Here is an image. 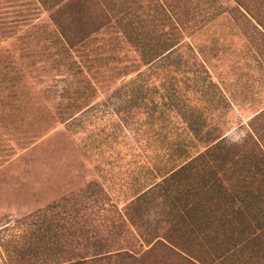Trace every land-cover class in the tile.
Segmentation results:
<instances>
[{"label": "rangeland", "instance_id": "1", "mask_svg": "<svg viewBox=\"0 0 264 264\" xmlns=\"http://www.w3.org/2000/svg\"><path fill=\"white\" fill-rule=\"evenodd\" d=\"M248 1L264 14V1ZM84 2L0 0V264L70 262L78 247L101 238L131 256L85 264H205L207 253L208 262L222 264L213 248L230 236L247 264H264V175L241 162L248 148L264 157L262 27L236 0ZM81 3L92 11L87 24L96 26L69 47L51 14L64 7L76 13ZM157 43L174 46L169 58L181 59L184 71L167 54L153 59ZM133 81L143 90L134 100ZM168 86L180 89L177 107L162 98L173 91ZM221 138L248 140L230 154L238 170L227 181L229 190L243 176L237 195L255 197L258 207L244 209L241 223L232 213L217 237L181 226L174 243L167 234L178 213L157 206L163 199L149 215L130 217V201L187 158L184 151L195 156ZM202 170L193 180L206 179ZM213 170L220 177L222 168ZM177 186L166 192L184 199V182ZM61 217L68 227L85 224L90 240L52 236Z\"/></svg>", "mask_w": 264, "mask_h": 264}, {"label": "trees", "instance_id": "2", "mask_svg": "<svg viewBox=\"0 0 264 264\" xmlns=\"http://www.w3.org/2000/svg\"><path fill=\"white\" fill-rule=\"evenodd\" d=\"M236 1L250 16L256 19L258 25H260L264 30V14L261 15V12H257L255 10V3H251L248 1L251 4H247L245 2L246 0ZM57 10L58 11L53 12L51 16L58 29L60 30L61 41L63 43L65 42L69 47H71V45H74L75 43L85 41L84 39L88 37L90 26L91 28L96 26L94 23L87 24L88 22L86 19L92 11L86 4L81 3V8L76 13L65 12V7L63 9L58 8ZM160 34H164L163 29L162 31H160ZM144 38H142V42L138 41L143 49L144 47H147V40H144ZM161 43H157L158 48H156V51H158L159 47H161V50L157 52V54L155 52L156 55L153 57V59H160L162 56H166V54L168 55L171 48L174 47L173 45L165 47L161 45ZM153 49L154 48H151V51H149L152 52ZM149 51H143L144 57H147V55H152L148 54ZM167 58H169V55L164 59ZM166 62L171 63L176 68L183 69L184 71V66L182 65L183 62L181 59L175 57L171 58L170 60L169 58ZM140 83L142 84V82L140 81L138 82L137 86H134L135 81H133V86H130L131 88L129 99L134 100L136 97H138L137 94L139 92L143 93ZM166 88L171 89L173 87L168 86ZM66 91L67 87L62 89V93ZM179 91L180 89L174 87L172 92H167L165 95H162V98H166L167 101L170 100L169 102L177 107L179 105L177 101H179L180 99ZM189 119L191 126H194L195 128L199 127L196 119L191 116L189 117ZM246 142H248V140L244 139V141L240 143L228 144L227 142L223 141V138H221L205 151L197 152L195 156H190L187 151H184V157L187 158H184V160L179 162V164L175 168H172L169 172L163 174V178L161 179V181L154 182L147 189L136 194L135 198L132 199L129 203L130 205L128 208H130L131 211H128V214L130 215V217L131 214L137 215V217H140L144 214L149 215V211H151L152 209L154 210L156 208V203L159 202L160 199H163L159 203H157V206L160 204H167L170 208H172V210H175L176 213H178L172 216L173 229L167 234V237L170 239V241L174 243H179V239L182 235L180 231L181 229H183L181 226H184L186 228L185 230L190 233L196 232L204 234L208 230H212L214 234L213 236L217 237L219 233L224 231V223H230V221H232V213L235 214L234 218H236L237 223H241L243 217L245 216L244 214L248 212L247 208L251 206V203L253 202L254 207L256 208L258 206L256 204V201L254 200V196H251L252 199L247 202L246 199L237 195L241 191L242 185H244L243 183H241L243 181V176L236 178L238 184H236L234 188L232 185L229 190L227 188V181L231 176L234 177L238 170V163H236L237 160H232L230 154H234L236 148H239L241 150V148L247 147L248 145ZM176 144L178 146L180 142H177ZM248 149V151L243 150V157L241 158L242 165L250 164L257 169H260L262 175H264V157H262L258 153H255L254 155L252 153V150H250V148ZM215 167L222 168L220 177H218L216 172L213 170ZM241 168L242 167L240 166V169ZM159 169L160 167L157 166V170ZM201 169H203L202 172L204 174H206L205 169L208 171V174H206V179L201 178L199 180H193L192 174L197 177L199 172H201L199 171ZM221 175H225L226 178H222ZM224 179L226 180V184L224 183ZM174 182L178 184L177 187H180L179 185L182 186L184 182V188H186L184 190H187L186 192H184L186 193V197L184 194V199H181L180 197H177L175 195H173V197L171 196L170 198L169 194L173 193L166 192L168 186ZM186 200L190 201V205H186ZM180 202H184L181 206L184 213H180V208L177 205ZM237 202L241 203V205L237 206ZM244 209H247V211L244 212ZM63 218L64 217H61V231H57L58 229H56V231L51 234L52 236L63 239L68 234H71L74 237V240H78L81 238L86 240L87 242L90 240V237H88L90 236L88 235L89 230L85 228V224H82L80 226L72 225L68 227L65 226ZM46 230H51L49 224L46 226ZM208 235L210 234L204 235V238ZM228 240H231V236L228 238ZM228 240L226 241L225 239L226 242L223 241L218 245L215 244V248H213V251L214 253H218L214 254V256L218 260H220L222 264H247L250 258L247 256L244 257V254H241L242 245L240 246L235 242L230 243ZM243 241H245V239ZM227 242H229L230 244H227ZM86 245L87 244L83 245L82 248H79L77 245H75L78 247L77 249H80L76 252L78 254V258L76 260L70 262L57 261L51 264H85V261L90 259L92 261L102 260L104 263H114V261L118 257L122 259L124 256H131V253L127 250L119 251L118 249H111L110 247L112 246H110V244H108V242L102 238L96 239L93 243H90L91 247H87ZM45 246H48V244L44 243V247ZM57 249H59V246L57 247ZM88 249L92 250V252H90V255L88 254ZM63 250V246H61L59 252L63 253ZM235 255H239L236 257L239 258V260H237L236 262H234L235 259H233ZM205 258L210 259L208 253L207 255L205 254L203 256L204 260L202 261L205 264H211L215 262V260L212 258L211 262H208V259ZM259 261L260 260H258V262Z\"/></svg>", "mask_w": 264, "mask_h": 264}]
</instances>
